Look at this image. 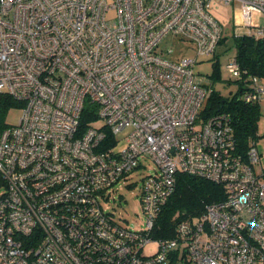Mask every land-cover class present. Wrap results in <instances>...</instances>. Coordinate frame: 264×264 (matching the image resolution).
I'll return each mask as SVG.
<instances>
[{
	"label": "built area",
	"instance_id": "built-area-1",
	"mask_svg": "<svg viewBox=\"0 0 264 264\" xmlns=\"http://www.w3.org/2000/svg\"><path fill=\"white\" fill-rule=\"evenodd\" d=\"M220 5L232 8L234 37L264 39L250 19L264 17V0H0V93L22 104L0 133V264H264L256 142L243 157L229 114L199 119L212 90L193 73L197 58L158 51L171 35L196 57L214 54ZM225 69L246 74L235 56ZM243 83L240 100H264L258 77ZM86 102L98 120L79 133ZM104 129L116 143L103 149ZM141 159L157 171L142 178L143 225L130 229L99 197ZM177 173L222 186L224 200L176 223L172 238H154Z\"/></svg>",
	"mask_w": 264,
	"mask_h": 264
},
{
	"label": "trees",
	"instance_id": "trees-1",
	"mask_svg": "<svg viewBox=\"0 0 264 264\" xmlns=\"http://www.w3.org/2000/svg\"><path fill=\"white\" fill-rule=\"evenodd\" d=\"M225 37L220 38L218 46L225 43ZM233 48L236 63L246 74L242 79H235L237 89L228 95H223L219 90L214 89L213 83L222 81L218 59H215L213 70L209 77L213 83L206 82L205 86L211 89V93L200 110L199 119L205 120L219 112L229 114L232 126L233 137L236 142V151L245 157L250 141L256 142L258 124L261 117V109L258 103H245L240 100L244 91L243 80L248 76H255L264 83V39H255L252 36L240 35L233 38ZM22 104L8 94L0 93V133L12 127L7 123V114L11 108H21ZM97 107L86 102L83 106L79 122L78 132L81 133L91 123L96 122ZM105 140L102 141V148L115 145V138L110 130L104 129ZM176 186L166 205L159 212L158 220L153 231L154 238L170 239L176 223L192 219L204 213L206 206L224 200L223 187L202 179L177 173ZM5 183L0 175V188ZM173 264V263H171Z\"/></svg>",
	"mask_w": 264,
	"mask_h": 264
},
{
	"label": "rangeland",
	"instance_id": "rangeland-1",
	"mask_svg": "<svg viewBox=\"0 0 264 264\" xmlns=\"http://www.w3.org/2000/svg\"><path fill=\"white\" fill-rule=\"evenodd\" d=\"M215 15L221 22L223 27V36L225 37V43L217 46L215 53L211 56H199L196 57L195 47L188 41L178 40L177 37L171 35L164 37L158 46V51H161L162 57L167 60H180L182 58L194 59L197 58V62L193 64V73L202 82L213 83L211 75L213 70V64L215 59H218L220 67V73L222 81H216L213 83V87L219 90L223 95H228L229 91L234 92L237 88V83L234 82L235 78L229 76L226 72L225 65L229 63L234 57L233 38L235 36V28L232 22V8L224 5H220L216 10ZM251 24L257 27H264V17L259 14L251 13ZM170 52V53H167ZM261 117L258 124L259 136L256 140V147L260 154V165L264 167V100L259 103ZM22 110L20 108H11L7 114V123L15 126L21 116ZM124 136H118V149L124 146ZM157 171L156 166L151 160L141 159L140 166L129 173L127 176L114 184L112 188L105 190V195L99 197V204L103 207L105 212L110 213L115 220L130 229H137L143 225L142 207L140 201V188L142 187L143 176H148ZM3 188H0L2 194ZM156 245L150 243L143 249L147 255L153 254Z\"/></svg>",
	"mask_w": 264,
	"mask_h": 264
},
{
	"label": "crops",
	"instance_id": "crops-1",
	"mask_svg": "<svg viewBox=\"0 0 264 264\" xmlns=\"http://www.w3.org/2000/svg\"><path fill=\"white\" fill-rule=\"evenodd\" d=\"M257 134H259L258 131H257ZM257 134H256V135H257ZM261 167H262V166H261Z\"/></svg>",
	"mask_w": 264,
	"mask_h": 264
}]
</instances>
